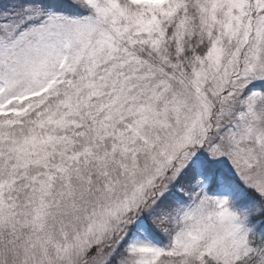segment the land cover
Instances as JSON below:
<instances>
[{"label": "snow or ice", "instance_id": "snow-or-ice-1", "mask_svg": "<svg viewBox=\"0 0 264 264\" xmlns=\"http://www.w3.org/2000/svg\"><path fill=\"white\" fill-rule=\"evenodd\" d=\"M0 264H264V0H0Z\"/></svg>", "mask_w": 264, "mask_h": 264}]
</instances>
